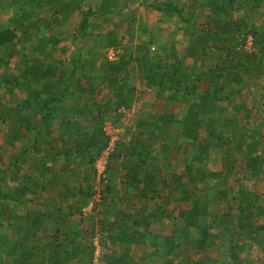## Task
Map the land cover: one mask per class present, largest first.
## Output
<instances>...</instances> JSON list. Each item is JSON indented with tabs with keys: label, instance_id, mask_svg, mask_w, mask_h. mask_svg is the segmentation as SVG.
Wrapping results in <instances>:
<instances>
[{
	"label": "trees",
	"instance_id": "1",
	"mask_svg": "<svg viewBox=\"0 0 264 264\" xmlns=\"http://www.w3.org/2000/svg\"><path fill=\"white\" fill-rule=\"evenodd\" d=\"M84 1L13 0L9 18L0 22V52H4L0 69L7 64L22 68L17 76L0 75V89L26 94L13 109L0 100V131L8 122L11 135L22 128L30 135L20 157L10 160L6 170L0 168V264H94L91 241L96 235L116 247L106 258L100 255L105 264H134L129 248L140 250L149 239L154 251L148 257L161 264H252L241 256L253 247L260 254V262L254 264H261L264 209L259 196L239 184L237 171L264 176V110L256 104L249 109L241 101L244 93L254 94L253 85L264 75L263 5L255 0H243L241 7L235 6L237 0H167L159 5L140 0V7L161 12L159 22H180L193 43L182 56L159 31L142 28L135 35L128 28V43L109 31L105 48L115 57L110 61L93 45L76 49L78 40L90 43L89 37L100 35L95 34L100 20L132 25L133 19L123 13L128 0H99L96 7ZM5 11L0 7V16ZM77 13L81 19L70 39V56L61 59L62 41L51 33L52 23L55 19L65 23ZM45 14L56 18L49 21ZM21 45L30 52L39 48L44 58L33 64L26 49L17 52ZM48 45L50 51L44 48ZM186 58L194 63L187 66ZM135 71L141 73L145 90L162 97L156 100L155 113L143 120L134 118L123 128L108 155L106 179L99 184L112 197L113 208L108 210L112 220L100 217L96 232L95 221L85 217L91 226L80 229L69 217L83 216L88 206L96 179L93 163L109 144L105 122L114 115L113 125L121 126V111L134 105ZM108 88L113 90L103 99ZM175 105L183 111L175 113ZM184 143L192 153L182 158L180 171L169 159L180 154L178 145ZM83 150L96 151L90 153L89 184L81 181L89 175L77 165ZM212 154L220 156L213 159ZM23 163L34 173L11 187L8 170L18 173ZM215 164L219 170L213 169ZM67 166H74L69 175H65ZM225 180L236 186L222 190L218 182ZM206 181L217 185L198 189V182ZM59 186L62 192L56 193ZM68 198L74 203L67 204ZM150 202H163L165 207L150 211L145 204ZM188 202L191 207L180 206ZM119 204L123 208L116 207ZM220 204H226L228 211L220 213ZM162 220L173 229L159 244L148 229ZM210 231L219 234L218 244L208 239ZM191 250L197 251V257ZM145 258L142 254L140 259Z\"/></svg>",
	"mask_w": 264,
	"mask_h": 264
},
{
	"label": "rangeland",
	"instance_id": "2",
	"mask_svg": "<svg viewBox=\"0 0 264 264\" xmlns=\"http://www.w3.org/2000/svg\"><path fill=\"white\" fill-rule=\"evenodd\" d=\"M13 0H0V7L4 10H7L5 12L4 15L0 16V22H3L5 20L8 19V16H10V12H12V8L9 5L10 2H12ZM150 3L155 4V5H159V4H164L167 0H149ZM182 1V0H181ZM179 0V2H181ZM238 3H236V7L240 6L243 4V0H237ZM256 2L261 3V5H263L262 12L264 10V0H255ZM85 3H89L92 7H96L99 5V0H85ZM126 4L128 5L126 8H124V14L126 16H129L133 19V24L131 25L129 22H124L121 18H118L119 20L123 21L120 22V24L114 25L112 23V21L110 22H105L104 20H100V28H98V30H95V34L97 35V31H99L100 35L97 36H91L90 38V43H87L86 41L83 40H78V47H76V49L82 48L84 49L86 46L89 45H93V47L98 48V50H100V55H105V58L112 61L115 59L112 50L111 49H106L105 45L107 43V33L109 31H112L113 33L116 34L117 37L119 38H125V42L128 43L130 42V37L128 32H125L126 29H134V34H139L140 30L143 29H147V31H151V32H156L159 31V35L161 36V38L167 40L168 42L174 43V47L176 49V51L178 52V54L185 56L188 53L190 44H192V39L193 36H185L183 33V29H181V23L177 22L175 19L172 20H164V22H159L158 19L161 17V12H157L155 10H153L152 8H143L140 7V0H128L126 2ZM178 4V3H177ZM82 7V10L85 11V4ZM10 9V10H9ZM242 10L244 11L245 8L242 7ZM44 16V15H43ZM243 17V16H242ZM54 18H49L48 14H45V18L49 21H52ZM234 18L236 19H241L240 16L234 15ZM81 19V13H77L76 15H72L69 20L65 23H59L56 21V19L53 21L52 23V31L51 33H56L55 35H57L60 39H61V43L58 46L59 52L58 54L60 55L61 59H65L66 56H70V52L69 49H72V46H70V39L74 34H77L78 32V23ZM117 19V20H118ZM162 19V18H160ZM264 19V18H263ZM262 20V19H261ZM261 20H259V23L261 22ZM177 22L176 27L174 26V22ZM202 28V27H201ZM232 31H234V25H232ZM230 28V29H231ZM34 41V40H33ZM33 41L29 42L27 44V46L30 47L31 44H33ZM77 41V42H78ZM130 44V43H129ZM25 45H21L18 47L17 52L21 53L23 51V49H26L27 52L30 54V57L33 61V64H37L39 63V61H41L44 56L43 55H39L40 49L39 48H35L33 49L32 52L28 51V47ZM70 46V48H69ZM44 48L46 49V51H50L51 50V46L48 45V47L44 46ZM68 48L67 52L66 49ZM154 48H157V46H155ZM153 51V50H152ZM4 55V52H0V57L2 58V56ZM19 56H17L16 53V57L14 59V61H18ZM104 59V58H102ZM16 61V62H17ZM194 63V61L192 59L186 58V65H192ZM199 65V63H198ZM200 67V66H199ZM22 71V68H13V64H7L5 69H0V75L3 76H17L20 72ZM136 72V71H135ZM135 75L137 76V81H135L136 86L138 87V91L137 94L135 96V102L134 105H132L131 109L129 110H123L121 111L122 113H124V118H122L121 120V126H116L119 127L120 130L122 128H124L126 125H132L134 122V118H139L141 120H143L144 118H147L148 115H150V113H155L157 111L156 109V105H157V98H161V94H158L157 92L154 91H150V90H145L144 89V85L141 82V79H139V77H141V73L136 72ZM126 75H124L125 77ZM108 78V77H107ZM204 78H208V75L206 74L204 76ZM140 80V81H139ZM109 90H104L102 92L103 94V99L105 97V94L108 93V91H112V88H108ZM144 89V90H143ZM253 90H254V94L250 95L247 93H244V96L241 97V101L245 103V105L250 109L254 106V104H256L258 107H260L261 109L264 110V75L257 80V82L253 85ZM4 98V99H3ZM26 99V94L20 91H14V93H8V90L2 88L0 89V100L4 101L3 104L6 108H10L12 107V109L14 107H16V105L19 104V102H21L22 100ZM182 108V107H181ZM184 108L180 109L178 108L177 105H175L174 107V112L175 113H179L180 111H183ZM264 116V114H263ZM114 120V115H111L110 118L105 122V124H107L110 128H115V126L113 125V121ZM8 127H9V123L6 122L5 125L1 128L0 131V168L3 170H6L8 168V163L10 160L12 159H18L20 157V150L22 149L23 146H29L28 145V140L30 138V135L27 133V130H24V128H22V130H20L17 134L11 135V133L8 132ZM250 128V127H249ZM249 128L247 130H249ZM110 132H114L113 130H110ZM114 135V134H113ZM114 139H116L115 136H113ZM45 141V140H42ZM42 143V142H41ZM158 148V147H157ZM179 148V153L177 155H174V158L171 157L172 159H169V163L174 165V167L176 168L178 165L180 166L178 169L180 171L183 170L184 164H183V160L182 158L185 157V155L187 154H191L192 151L190 150L189 146L187 143L182 144L181 146L178 145ZM175 149V148H174ZM92 153H95L96 151H91ZM88 152V150H83L82 153L80 154V157L78 158V167L81 171H85L87 172V175H89V179L88 177H86L85 181L81 180L83 183L85 182L86 184L90 183V177L92 175V171H91V165H90V153ZM175 153H177V148L174 151ZM109 151L104 150L102 153H100L99 157L95 159V162L93 163V167L95 170V176L96 179L93 183V188H92V195L90 197L88 206L83 209L82 213L83 216H81L80 214H75L73 217H69V220L71 221H75L78 222V228L80 229H89L91 226V221L88 219H85V217H91L93 221H95V229L96 232L98 231V227H97V222L96 220H98L100 217H106L107 220H112V216L109 214L108 210L109 207L113 208L112 206H109L110 203H112L111 198H110V194L105 193V189L101 186V184H99V180H98V170L97 167L99 168V166L105 162L106 157L108 155ZM218 156H220V154H212L210 157L213 159L218 158ZM36 157V156H35ZM61 164L64 165V160L61 159L60 160ZM164 162L161 161L159 162V164H162ZM217 164H215L213 166L214 170H219L220 166H216ZM74 167V166H73ZM72 166H67V171L65 172V175H69V171H71V169L73 168ZM241 167V166H240ZM241 168H239V170L237 171L238 177H237V181L239 182V184L242 185H246L248 190L257 194L260 198V205L261 207L264 209V176H259L257 178L251 177V176H245L243 175V173L240 171ZM11 170L9 169L7 172V183L11 186V187H18L24 180V178L26 177V175H30L32 173H34L33 168L29 165V164H25L23 163L21 165V169L18 170V173H14L13 171L10 172ZM80 181V182H81ZM81 182V183H82ZM84 183V184H85ZM118 182L116 181V184ZM213 185H217V182L215 181H206L205 183H201L198 182L197 187L198 189H201V191L203 190H208L211 189V187ZM236 186V183L233 182V180H225V181H219L218 182V187H220L222 190L223 189H232L233 187ZM62 186H59L58 189H54V191L56 193H60L62 192ZM103 199V200H102ZM75 201V199H70L68 198V203L67 204H73ZM147 205V207H149L148 209L154 210L157 207L160 206V208H164L165 207V203L161 202H150V203H145ZM180 206L182 208L185 207H191V202L188 203H181ZM116 207H120L119 209H121V207L123 208V205L119 204V206ZM172 208V206H170ZM219 212H227L228 211V207L226 204H220L219 207ZM123 211V209H122ZM130 212V211H128ZM235 212H233L234 215ZM146 215H149V212L146 213ZM235 217V215H234ZM143 229V228H141ZM139 228V230H141ZM173 227L172 225L168 222V220H162L161 222H154L148 229L149 232L152 233L153 238L155 239L156 243H162L163 242V237L165 236H169L171 231H172ZM118 230H116L117 232ZM7 233H11L9 230ZM218 236L219 234L217 233V231H210L209 235L207 236L209 240L214 241V243L218 244ZM117 241V239H116ZM151 240H146L144 247H142L140 250H135V248L130 247L128 250V255L131 256V258L133 259V263L134 264H161L160 260L158 258H155L154 260H150V257H148V255H152L153 251H154V247L151 245ZM106 241L102 240L99 235H96L95 239L91 241V244L95 247V260L93 261L94 264H105V262L101 263L100 262V255L104 258L107 257L109 250L116 248L115 244H107L105 243ZM108 245V247H106ZM185 246V244H182L180 246V249H183ZM258 250L256 248H251L248 250H245V252L242 254L241 258L242 261H246V263H251L254 264L255 262H260L259 257L260 254L259 252H257ZM191 255L194 257H197V251L196 250H191L190 251ZM145 255L146 258L144 260L140 259ZM150 260V261H149ZM149 261V262H148ZM176 262H178L177 260H175ZM261 264H264V260H261Z\"/></svg>",
	"mask_w": 264,
	"mask_h": 264
},
{
	"label": "built area",
	"instance_id": "3",
	"mask_svg": "<svg viewBox=\"0 0 264 264\" xmlns=\"http://www.w3.org/2000/svg\"><path fill=\"white\" fill-rule=\"evenodd\" d=\"M249 41H250V39H249ZM248 45H250V42H249ZM249 47H250V46H249ZM152 50H154V49H152ZM110 130H113L114 132L112 133V132H110ZM104 132H105L107 135L111 136V137H110V145H109V147H108V149H107V151H109V150L112 149V146H113L114 142L117 140V135L121 134L123 131H122V129L120 130V128H113V129H112V128H110L107 124H105ZM113 134H114V135H113ZM113 136H115L116 139H114ZM105 161H106V160H105ZM105 164H106V162H103V163L99 166V168L97 167V170H98V180H99V182L102 181V180L105 181V179H106V175L104 174Z\"/></svg>",
	"mask_w": 264,
	"mask_h": 264
},
{
	"label": "clouds",
	"instance_id": "4",
	"mask_svg": "<svg viewBox=\"0 0 264 264\" xmlns=\"http://www.w3.org/2000/svg\"><path fill=\"white\" fill-rule=\"evenodd\" d=\"M152 49H154V48H152ZM154 50H155V49H154ZM122 111H123V110H122ZM104 127H105V124H104ZM115 128H119V127H116V126H115ZM103 131H104V128H103ZM122 131H123V128H122ZM122 133H123V132H122ZM122 133H121V134H122ZM105 134H106V133H105ZM106 135H107V134H106ZM107 136L109 137V144H108V146H107V148H106L105 150H107L108 147H109V145H110V137H111V136H109V135H107ZM119 136H120V134L117 135V140H118V137H119ZM117 140H116V141H117ZM116 141H115V142H116ZM115 142H114V144H115ZM114 144H113V146H112V149H113V147H114ZM112 149L109 150V153L112 152ZM109 153H108V155H109ZM108 155H107V157H106V161H105L106 164H107V160H108ZM106 164H105V167H106ZM104 174H105V173H104Z\"/></svg>",
	"mask_w": 264,
	"mask_h": 264
},
{
	"label": "crops",
	"instance_id": "5",
	"mask_svg": "<svg viewBox=\"0 0 264 264\" xmlns=\"http://www.w3.org/2000/svg\"><path fill=\"white\" fill-rule=\"evenodd\" d=\"M10 14H11V12H10ZM8 18H9V16H8ZM6 21V20H5Z\"/></svg>",
	"mask_w": 264,
	"mask_h": 264
}]
</instances>
